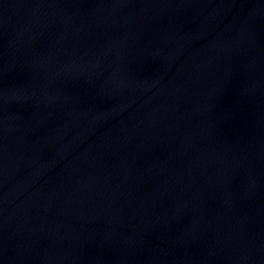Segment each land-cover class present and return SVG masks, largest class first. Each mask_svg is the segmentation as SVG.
Returning <instances> with one entry per match:
<instances>
[{
    "label": "water",
    "instance_id": "95a60500",
    "mask_svg": "<svg viewBox=\"0 0 264 264\" xmlns=\"http://www.w3.org/2000/svg\"><path fill=\"white\" fill-rule=\"evenodd\" d=\"M0 264H264V0H0Z\"/></svg>",
    "mask_w": 264,
    "mask_h": 264
}]
</instances>
